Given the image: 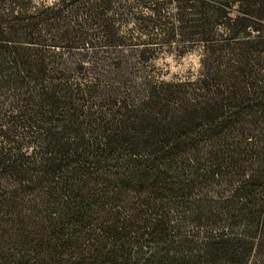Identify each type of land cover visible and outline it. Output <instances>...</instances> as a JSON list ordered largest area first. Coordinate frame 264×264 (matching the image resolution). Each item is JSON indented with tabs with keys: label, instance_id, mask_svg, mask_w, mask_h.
Instances as JSON below:
<instances>
[{
	"label": "trees",
	"instance_id": "trees-1",
	"mask_svg": "<svg viewBox=\"0 0 264 264\" xmlns=\"http://www.w3.org/2000/svg\"><path fill=\"white\" fill-rule=\"evenodd\" d=\"M33 3L0 0V264H264V0ZM163 47L200 75L133 71Z\"/></svg>",
	"mask_w": 264,
	"mask_h": 264
},
{
	"label": "rangeland",
	"instance_id": "rangeland-1",
	"mask_svg": "<svg viewBox=\"0 0 264 264\" xmlns=\"http://www.w3.org/2000/svg\"><path fill=\"white\" fill-rule=\"evenodd\" d=\"M60 0H33V4L41 6H54ZM162 1V0H158ZM169 10L175 13V5ZM174 47V46H173ZM134 57V56H133ZM151 61L139 63L138 58H131L135 65L134 72L138 75L155 77L165 81H184L195 79L201 71V50L193 48L185 55H180L177 49L163 47L152 54Z\"/></svg>",
	"mask_w": 264,
	"mask_h": 264
}]
</instances>
